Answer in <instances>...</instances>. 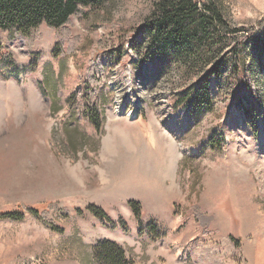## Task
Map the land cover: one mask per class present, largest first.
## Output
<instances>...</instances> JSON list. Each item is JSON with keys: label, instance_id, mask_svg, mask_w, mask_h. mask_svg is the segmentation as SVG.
<instances>
[{"label": "rangeland", "instance_id": "1", "mask_svg": "<svg viewBox=\"0 0 264 264\" xmlns=\"http://www.w3.org/2000/svg\"><path fill=\"white\" fill-rule=\"evenodd\" d=\"M211 1L240 31L210 45L154 37V0L87 4L34 41L0 33V213L37 211L0 218V264H98L104 240L128 264H264V0ZM241 36L250 94L230 73ZM95 68L98 130L81 100Z\"/></svg>", "mask_w": 264, "mask_h": 264}, {"label": "trees", "instance_id": "2", "mask_svg": "<svg viewBox=\"0 0 264 264\" xmlns=\"http://www.w3.org/2000/svg\"><path fill=\"white\" fill-rule=\"evenodd\" d=\"M102 0H0V33L14 34L25 40L34 41L41 37L40 28L42 25L54 29L65 30L69 20L73 15L80 12V8L90 3L101 2ZM157 3L158 16L154 23L149 27V32L154 37L161 38L162 41L168 42L172 46L182 44H211L214 33H222L225 35L240 31L238 28H230L227 21L221 15L220 11L211 0H203L200 4L204 9V13L199 15L200 8L192 0H154ZM264 27V18L258 24ZM245 36H241L232 46L230 59V73L234 83L238 89H244L248 94L251 89L248 86L247 72L244 67L240 54L243 50ZM5 45V39H0V55L1 60L7 65H12L9 60L10 50ZM6 48V49H5ZM98 54L97 52H95ZM106 56L107 54L104 53ZM101 69L95 68L91 70V75L85 77L82 90V113L91 121L96 130L99 128V104L101 98L97 95V86H93L98 81ZM214 75V68H211L206 75V80ZM91 77V78H89ZM98 79V80H96ZM238 101V99H236ZM239 102V101H238ZM201 103L205 106L210 105L208 91ZM210 145L215 150H221L223 140L218 141L209 133ZM137 203L128 201L131 210L138 214ZM93 210L90 206L89 210ZM28 211L36 215L37 211L33 208H19L15 211H7L0 213V218H9L11 220H20L23 218V212ZM100 210H93L94 214L100 218H105ZM111 221V227H114ZM51 227L52 226L51 224ZM155 227L149 225V233L155 231ZM233 244L237 248V241L233 239ZM94 259L98 264H128L125 258L124 250L116 243L110 241H100L94 250Z\"/></svg>", "mask_w": 264, "mask_h": 264}, {"label": "bare ground", "instance_id": "3", "mask_svg": "<svg viewBox=\"0 0 264 264\" xmlns=\"http://www.w3.org/2000/svg\"><path fill=\"white\" fill-rule=\"evenodd\" d=\"M129 117H130V115H129ZM254 216H256V215H254Z\"/></svg>", "mask_w": 264, "mask_h": 264}]
</instances>
